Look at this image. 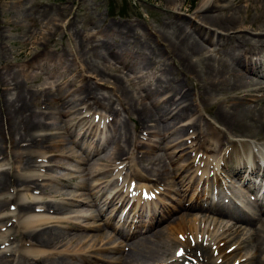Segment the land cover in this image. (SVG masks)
<instances>
[{"label":"bare ground","instance_id":"obj_1","mask_svg":"<svg viewBox=\"0 0 264 264\" xmlns=\"http://www.w3.org/2000/svg\"><path fill=\"white\" fill-rule=\"evenodd\" d=\"M143 1L156 3L163 14L156 28L139 19L111 21L101 24L93 34L87 36L75 32L73 36L77 41L76 52L69 47L50 50L49 38L40 42L39 52L32 62L23 65L19 71H11L2 66L0 223L4 226L9 219L13 220L17 228L14 231L17 242L29 243L37 249L57 246L63 249L53 254L41 252L32 256L19 253L11 246L12 243H7L4 248L8 249L0 251V264H77V261H87L88 253L95 250L97 242L103 244L107 242V238L98 234L94 237L96 242L77 246L71 251L64 241L68 237V242L79 237L66 230L99 231V226H84L80 221L102 217L109 207H120L127 200L130 203L128 187L124 190V186L117 183L118 179L112 183L104 177L113 172L118 177L121 176L123 170L129 167L125 162L134 165L133 160L137 159L146 161L149 167L142 169L144 173H133L132 178L143 181L153 179L154 182L150 187L137 188L148 190V195L154 193L158 186L166 185L169 189L171 174L176 175L182 167L170 168L175 163L173 158L177 156L175 152L166 151L178 141V158L190 155L191 152H186L187 148L184 147L192 141L193 136L199 148L208 144L205 151L213 155L206 156L197 164L199 167L194 173L201 171L198 178L189 176V180L178 183V190L173 193L178 196L175 202L178 208L169 207V204L165 205L163 202L151 208L144 232L119 231L120 238L129 246V252H122V246L109 250L99 248L98 252L107 251L110 254L99 260L121 264H156L170 260L166 264H178L174 255L170 257L173 246L178 244L184 245L187 256L197 257L201 254L202 259H206L201 264H264V198L259 201L257 197H250V200H242L241 206L234 203L242 195L234 178H239L243 184L248 185L250 191L256 190L255 184L249 182L254 174L257 178L261 177V182L264 181V0H201L194 8H185L175 0ZM43 15L44 20L48 19L46 11ZM55 15H58L60 21L68 18L63 10ZM108 39L112 40L113 47L108 46ZM116 46L128 47L152 62H160V72L167 78L173 64L177 67L178 83L161 85L159 79L155 80V84L150 81L143 87V100L139 99L124 87L126 79L114 73L115 69L109 63L102 64L103 68L96 64L99 59L97 49L100 47L110 48L111 57L116 61L119 58ZM206 46L214 47V54ZM39 59L54 63L64 61L71 66L75 64L79 75L78 84L71 85L70 80H63L58 76L57 88H52L46 82L39 83L35 89L28 87L32 74L26 69L36 68ZM250 75L258 79L255 80ZM94 85L109 86L117 98L114 101L105 96ZM67 92L72 97L75 94L81 97L66 99ZM144 101H148L150 109L147 110ZM93 108L102 109V121H105L106 115L113 116L112 123H104L109 131L107 139V134L98 130L100 120L95 124L94 114L97 113L92 114L91 125L87 127L83 125L86 116L78 120L82 111ZM201 108L209 114L210 119L200 113ZM50 116L61 123L69 134L74 133L75 138L70 143L81 149L85 158L99 153L100 149L106 147V140H110L113 144L103 159L110 156L120 160L119 166L112 171L109 167L98 168L99 164L96 162L87 163V168L77 171L63 165L60 160H54L52 167L79 172V180L74 184L71 179L66 178L70 174L58 173L47 179L51 184H72L74 189H82L86 188L87 180H90L88 193L65 192V198L54 202L41 201L38 197L27 194L41 180L26 172L31 167H37L32 164L34 155L46 147L48 142H51L50 152L55 154V149L63 143L59 131L53 135L56 136L54 139L40 133L55 125V122H47ZM121 116L129 121H138L136 132H129L127 119H121ZM140 130L146 131L151 137L155 136V140L149 144H141L137 136ZM186 136L188 137L185 139ZM132 150L141 156L132 157L129 152ZM65 152V149H61L60 158L73 160ZM215 154L220 156L216 157ZM54 158L52 155V159ZM17 161L19 166L16 167ZM201 164L203 167H200ZM210 165L215 166L213 169L221 167L226 179L229 178L226 185L228 200L225 194L214 193L209 196L220 185L216 173L214 175L213 169L209 170ZM107 185H114L116 188L107 191ZM49 187L53 188L51 185ZM20 193H25L22 198L18 196ZM158 200L159 196L156 201ZM153 202L144 201L139 196L134 205L140 218H144L145 209ZM231 203L233 206L229 209L228 205ZM40 205L43 207L37 209ZM67 206L75 208L69 212L71 216L56 218L55 221L49 216L35 214L52 210L55 215H62ZM81 206L94 208L83 209ZM112 212L113 210L110 215ZM176 212L179 214L173 222H177V235L182 237L183 242L171 237L170 224L160 225L162 221L171 219ZM197 214L200 215L197 217ZM23 215L26 216L23 218ZM189 216H193L195 225V222H199L200 225L204 223V226L198 229L191 225ZM211 225L215 231L210 230ZM54 226L60 227L57 229ZM199 234L201 238H198ZM237 235L248 238L236 239L233 243L236 245L234 251L227 253L223 245L235 241ZM9 236L11 234L2 235L0 244L8 242ZM190 238L194 240L186 242ZM239 246L243 247V254L238 252L241 250ZM215 250H218L216 257L212 255ZM17 252V260L10 259ZM68 258L74 261L71 262Z\"/></svg>","mask_w":264,"mask_h":264},{"label":"rangeland","instance_id":"obj_2","mask_svg":"<svg viewBox=\"0 0 264 264\" xmlns=\"http://www.w3.org/2000/svg\"><path fill=\"white\" fill-rule=\"evenodd\" d=\"M161 1H167V0H161ZM178 5L183 4L185 8L188 7H196L201 0H187L184 2V0H175ZM60 10H63L64 14H68L67 20H58V15H55L56 12H59ZM46 11L48 13V19H45V16L43 15V12ZM163 18V14L160 11V9L157 7L156 3H147L143 0H72L71 2H68V0H0V70L2 66H6L11 71H19V69L22 68L23 65L26 63L32 62V59L37 53L39 52V44L43 40L51 39L49 43V49L50 50H61L63 47H69L70 49H73V51L76 52L77 49V41L75 40L73 34L76 32L78 35H90L93 34L97 27L101 26L103 23H109L111 21L116 22H124L125 20H143L148 25H150L152 28H156L157 25L160 24L161 20ZM186 19H189V16L185 17ZM68 22L70 24L68 25ZM108 46L113 47V42L111 39H108ZM93 45H95L93 43ZM94 47V46H92ZM209 49V52L211 54H214L213 49L214 47L206 46ZM115 51L119 58L115 61L111 57L110 48L107 49L106 47H100L97 49V53L99 56V59L96 61V64L98 66L103 67L102 64L109 63L112 68L115 69L116 74H120L122 77H124L126 80V84H124V87L127 90H131L133 94H135L139 99L143 100L144 93H143V87L148 82L151 81L152 84H155V80L159 79L161 85H164L166 83H169L171 85H175L178 83V71L177 67L173 66L169 68V75L168 78L161 74L160 68L161 63L156 61L152 62L147 57H143L137 53L132 52V49L128 47H115ZM36 64V68L34 69H26L28 72H31V78L28 82V87L35 89L39 85V83L46 82L47 85L51 86L52 88H56L59 84L58 76H60L63 80H70V84L73 85L74 83L78 84L79 75L78 71L76 70V66L68 65V63L64 61H56L49 62L47 60L40 61ZM59 74V75H58ZM145 77V78H144ZM256 80V79H255ZM93 81V79H92ZM94 87L97 90H100L102 94H104L107 97L112 98L114 101L117 98V96L112 92V88L109 86L102 87V86H95ZM66 99H73V98H79L81 96L74 95L71 96V93L67 92L65 94ZM113 101V102H114ZM145 107L148 109L151 108V105L148 103V101H144ZM114 105H116V102H114ZM42 110H44V106L41 107ZM82 108V107H80ZM102 109H89L88 111H82V114L79 115L78 120L80 118H83L86 116V120H84L83 125L84 127H87L91 125L92 121V114L97 113L100 115ZM200 113L207 119L209 118V114L203 110L200 109ZM96 115V114H95ZM109 122H113V116L107 115ZM69 117H64V119H68ZM96 116H94V120ZM121 119H127L124 116L120 117ZM62 119V117L60 118ZM120 119V120H121ZM127 126L129 129V132L134 133L136 132L135 129L138 126V121L131 119L130 121L127 119ZM48 123L55 122V125L49 129L43 130L40 133L45 135H50L54 138H56L55 133L59 131L61 135V139L63 140V143L55 149V154L53 152H50V143L48 142L46 144V147L42 148L39 153H36L34 155V163L33 166L37 167H31V169L27 170L29 174L35 175L40 181L37 182L38 186L33 185V190L28 192L27 194H31L33 197H38L41 201H60L64 197L65 192H76L75 194H82V193H88L87 187H89L90 180H87L86 188L82 189H74L73 185L71 186H63V185H54L51 184L47 179L51 177V175L55 174H70V176H67V179H71L72 183H77L79 178V172H68L67 170H62L56 167H52V164L54 163V160H60L61 163L67 167H71L77 171H81L84 168H87V163H97L99 164L98 168H106L109 167V170L112 171L113 168L116 166H119L120 160L112 159L110 156H107L103 159L104 154L107 151H110L111 147V141L106 140V147L103 149H100L99 153H95L91 155L90 157L85 158V153L79 149L77 146L72 145L70 143V140H73L75 138L74 133L69 134L68 130L59 124L55 119L50 116V119L47 120ZM103 134H107L106 139L109 136L108 128L102 130L99 129ZM146 131L140 130V132L137 133L138 141L141 142V144H149L155 140V136H152L148 133L147 135ZM188 136L185 137V139ZM194 137H192V141L188 144H185L186 152L194 153L196 155L205 154L206 148H208V144H205L202 148H199L196 145V141L194 140ZM175 138V137H174ZM52 139V140H53ZM57 140V139H56ZM167 140V139H166ZM236 140V139H234ZM24 145V144H23ZM162 145V144H159ZM143 147V145H141ZM173 146V147H172ZM171 148L166 151V153L175 152L177 157H174V164L170 168H181L180 172L176 173V175L171 174V177L169 179V190H165L164 195H162L160 198L159 203L152 204L153 207L156 205L158 206L160 203L169 204V207H175L178 208L176 205V201L178 200V196L174 195V191L178 190V183L179 182H185L186 180H189V174L190 171L193 172L195 169L191 167V170L188 169V166H192L197 163L199 160L198 158L193 159L194 156L190 159V155L183 156L181 158H178L179 148H178V141L175 142V144H172ZM145 147V146H144ZM23 148V147H22ZM61 149H65V154L69 157H71L73 160L70 159H63L60 158ZM70 149V150H69ZM144 151V150H143ZM132 155V157L139 155L136 151L132 150L129 151ZM161 155L165 156L163 152L160 150H157ZM208 155H213L210 153H207ZM52 155H54V159H52ZM216 156H219L220 154H215ZM100 157V158H99ZM197 157V156H196ZM2 158V157H1ZM23 158V157H22ZM100 159L98 161L97 159ZM110 158V159H109ZM21 159V158H20ZM2 160V159H1ZM15 162V161H14ZM114 162L116 165H114ZM167 162V160H166ZM129 167H126L123 170L122 175L119 178H123L124 175H126V178H123L126 180L132 179L133 173H144L142 171L143 168H148L149 165L146 161H141L134 159L133 163L134 165H131V163H127ZM15 166H19V163H15ZM51 167V168H50ZM33 168V169H32ZM195 175V173L193 174ZM105 179L110 180L112 183H114L117 178V175L114 174V172L109 175L107 174ZM44 179V180H43ZM43 180V181H42ZM151 180V179H149ZM153 180V179H152ZM123 181V180H122ZM141 181V180H139ZM143 183H151V181H144ZM225 183V180H224ZM122 185H125L126 188L127 183L121 182ZM237 186H239L242 189L241 184L239 181H236ZM53 186L52 189H50L49 186ZM190 185V183H189ZM45 187V188H44ZM114 189V185H107L106 190L110 191ZM243 192H246L242 189ZM172 192V193H171ZM255 193V192H254ZM20 193V198L23 197ZM91 200V198H89ZM174 200V202H173ZM186 204V202H185ZM12 205V204H11ZM43 207L42 205L37 206V209ZM83 209H89L94 207H84ZM6 210V208H5ZM75 210L73 206H67L64 208L62 215H55L52 210L49 212L41 213L37 212L36 215H43V216H49L52 217V220L55 221L56 218H65L69 217V212ZM10 211V210H9ZM119 213V211H118ZM122 214L125 213V211L120 212ZM178 212L173 213V216L177 215ZM68 214V215H67ZM0 216H2V212L0 213ZM26 216V215H25ZM23 215V218L25 217ZM198 217V215H196ZM173 217V218H174ZM22 218V219H23ZM169 219V218H168ZM166 219V220H168ZM189 222L191 225L196 226L197 228H200V226H204V223L195 222L196 225L193 223V216L188 217ZM106 217L104 216L102 219H95V220H85L84 222H80L81 225H99L101 230L100 232H104L110 240H112L114 237V232L111 230V228L107 227V221ZM162 221L160 225H166L170 224V233L172 234V238H174L175 232L178 231V224L176 222H173L174 219L168 220V221ZM166 221V222H165ZM175 221V220H174ZM79 222V221H78ZM15 223H13V220L9 219L5 222L4 226L0 223V238L4 234H11L9 238L7 239L5 244H0V251H4L7 248H4V246L7 243H12L11 246L15 247V250L19 253L24 252L29 255L34 256L35 254H40L41 252H46L48 254H53L56 252L61 251L63 247L57 246V247H50L47 249H37L33 246H31L29 243L22 244L21 242H17L15 240L14 231L17 229L14 226ZM18 224V223H16ZM54 224V223H52ZM115 224V223H112ZM2 226V227H1ZM55 228H59L60 226H54ZM63 227V225H62ZM133 228V227H132ZM124 231H127L126 227L122 228ZM210 230H214L213 226H210ZM69 234H75L78 235V239H73L68 242L69 237L64 241V243L67 244V248L69 250H74L77 246H86L87 244H91V241H95L94 237L96 236V231L92 230H66ZM7 232V233H6ZM167 232V231H166ZM168 234V232H167ZM200 237V234H199ZM248 237H242L241 235H237V237L234 239L235 241H229L226 245H224V248H229L233 245L234 242H236V239H245ZM176 239V238H175ZM2 240L0 239V242ZM93 243V242H92ZM99 244V242H97ZM97 244V247L95 250L88 253L89 259L85 262H78L77 264H119V263H111L103 260H99L100 257L103 256H109L110 254L107 253V251H101L98 252L97 250L99 248H103V250L107 249L108 247H111L112 244H106L103 246L102 244ZM176 248V246H175ZM174 246L171 250L170 257L173 255V250L175 249ZM241 250L238 252H241L243 254L244 249L242 246H239ZM16 253L15 256L11 257L10 259H14V261L17 260V255L19 253ZM124 253L129 252V247L125 246L123 248ZM116 256L118 254H115ZM69 261L73 262L74 260L71 258H68ZM183 259L179 260L178 264H184ZM189 262V261H188ZM158 264V263H156ZM162 264V263H159ZM188 264V263H185ZM190 264H194L190 262Z\"/></svg>","mask_w":264,"mask_h":264},{"label":"snow or ice","instance_id":"obj_3","mask_svg":"<svg viewBox=\"0 0 264 264\" xmlns=\"http://www.w3.org/2000/svg\"><path fill=\"white\" fill-rule=\"evenodd\" d=\"M177 255H182V253H178Z\"/></svg>","mask_w":264,"mask_h":264}]
</instances>
